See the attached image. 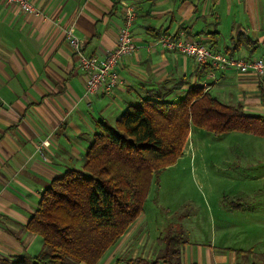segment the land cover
Instances as JSON below:
<instances>
[{
	"label": "crops",
	"instance_id": "1",
	"mask_svg": "<svg viewBox=\"0 0 264 264\" xmlns=\"http://www.w3.org/2000/svg\"><path fill=\"white\" fill-rule=\"evenodd\" d=\"M29 1L42 17L0 0V264L42 251V238L26 227L49 183L83 167L99 122L114 125L141 99L177 100L194 86H203L221 103L264 116V78L226 70L217 71L214 81L191 57L154 46L160 33L211 47L217 31V51L245 60L264 58V0ZM123 3L136 8L133 34L139 49L121 62L117 89L88 96L66 32L74 30L86 55L105 56L118 44ZM224 208L234 212V224H222L210 242L194 240L192 233L180 236L185 240L181 264H264V246L256 250V240L239 229L251 213L255 219L264 210H248L241 202L237 209L224 202ZM135 224L98 264L156 260L164 249L161 234L154 239L158 250L147 254L150 237L136 242Z\"/></svg>",
	"mask_w": 264,
	"mask_h": 264
},
{
	"label": "trees",
	"instance_id": "2",
	"mask_svg": "<svg viewBox=\"0 0 264 264\" xmlns=\"http://www.w3.org/2000/svg\"><path fill=\"white\" fill-rule=\"evenodd\" d=\"M218 38L216 31L210 49L219 50ZM192 125L216 135L264 137V116L221 103L203 86L177 100L141 99L114 125L99 122L83 167L68 169L44 189L26 227L42 238V251L10 264H98L143 213L154 180L183 156ZM226 205L237 209L240 202ZM160 244L164 253L155 261L129 264H181L182 237L162 238Z\"/></svg>",
	"mask_w": 264,
	"mask_h": 264
},
{
	"label": "rangeland",
	"instance_id": "3",
	"mask_svg": "<svg viewBox=\"0 0 264 264\" xmlns=\"http://www.w3.org/2000/svg\"><path fill=\"white\" fill-rule=\"evenodd\" d=\"M236 201L248 210H264V138L241 132L216 135L192 125L183 156L152 184L135 224L136 242L150 237L147 254L160 234L187 238L192 233L194 240L210 242L222 224H234V212L226 210L224 202ZM261 213L255 219L251 213L250 220L241 221L239 227L246 238L256 240V250L264 246L259 244L264 241Z\"/></svg>",
	"mask_w": 264,
	"mask_h": 264
},
{
	"label": "built area",
	"instance_id": "4",
	"mask_svg": "<svg viewBox=\"0 0 264 264\" xmlns=\"http://www.w3.org/2000/svg\"><path fill=\"white\" fill-rule=\"evenodd\" d=\"M9 6L20 9L27 15L43 16V11L29 0H5ZM124 24L120 28L116 48L103 57L88 56L83 45L75 35L73 29L66 32L78 59L79 68L86 76V94L95 96L99 93L109 94L117 89L121 83L120 65L125 57L135 54L139 47L136 43L133 28L137 19L136 8L123 3ZM154 46L165 50L177 52L194 59L200 66L210 69L208 76L216 80L217 71L235 70L240 73L254 72L258 77L264 78V58L245 60L228 56L221 51H214L202 40L176 39L161 36Z\"/></svg>",
	"mask_w": 264,
	"mask_h": 264
}]
</instances>
